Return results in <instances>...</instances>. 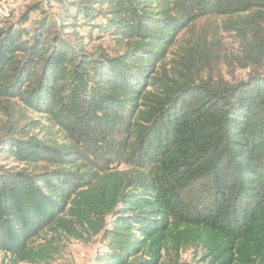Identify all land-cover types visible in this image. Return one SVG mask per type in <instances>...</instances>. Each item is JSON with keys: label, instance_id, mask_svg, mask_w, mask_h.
<instances>
[{"label": "trees", "instance_id": "1", "mask_svg": "<svg viewBox=\"0 0 264 264\" xmlns=\"http://www.w3.org/2000/svg\"><path fill=\"white\" fill-rule=\"evenodd\" d=\"M53 1L30 28L39 4L0 19L1 108L40 116L0 122V264L98 235L96 264H264V73L225 79L197 29L233 19L260 65L264 0Z\"/></svg>", "mask_w": 264, "mask_h": 264}, {"label": "rangeland", "instance_id": "2", "mask_svg": "<svg viewBox=\"0 0 264 264\" xmlns=\"http://www.w3.org/2000/svg\"><path fill=\"white\" fill-rule=\"evenodd\" d=\"M68 2H79L83 0H66ZM39 4L40 8L31 12V19L25 25L26 27H32L34 22L39 19L44 11L49 12H61L62 7L59 3L53 0H0V19L17 21L26 11L29 6ZM230 19L226 16H212L201 20L197 24L199 33L210 34V39H216L218 42V48L220 49V60L216 64L217 73L222 74L225 79L229 81H237L246 79L249 73L255 67L257 70L264 73V60L260 65H247L246 52L240 37L236 31L230 27ZM102 17L97 18L94 22H101ZM80 33L84 36L88 48L92 46H102L110 54H115L119 51L120 45L116 38L112 35H104L98 28L91 27V25H85L80 27ZM92 36V37H91ZM12 105V104H11ZM21 104H13L8 109L11 115H7L1 108L0 104V122L7 119V117L13 120H19L22 125L28 120L38 119L40 116L31 110L21 108ZM105 243L101 240V237L95 236L88 241L76 240V239H63L60 241L59 250L56 252L52 259L49 261H41L38 263L24 262L21 264H96L98 253L105 250ZM3 255L0 252V259ZM190 251H181L178 263L185 264L190 260ZM166 264H174V261L168 260V256L165 258Z\"/></svg>", "mask_w": 264, "mask_h": 264}]
</instances>
